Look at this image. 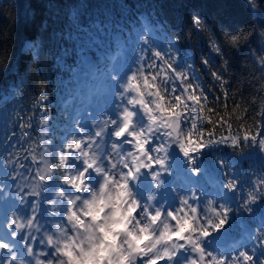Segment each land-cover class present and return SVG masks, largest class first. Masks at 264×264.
Wrapping results in <instances>:
<instances>
[{"label":"clouds","instance_id":"9594fccd","mask_svg":"<svg viewBox=\"0 0 264 264\" xmlns=\"http://www.w3.org/2000/svg\"><path fill=\"white\" fill-rule=\"evenodd\" d=\"M242 2L234 28L141 20L62 103L53 53L25 42L0 103V264H264V223L239 224L264 207V0Z\"/></svg>","mask_w":264,"mask_h":264},{"label":"trees","instance_id":"16d2710c","mask_svg":"<svg viewBox=\"0 0 264 264\" xmlns=\"http://www.w3.org/2000/svg\"><path fill=\"white\" fill-rule=\"evenodd\" d=\"M193 9L207 17L210 24L219 21L234 28L249 22L242 0H0V103L5 97L11 99L10 91L22 82L29 55L40 47L38 42L26 41L42 37L44 49L53 53L55 69L41 71L49 85L58 86L56 99L62 103L68 96L86 98L87 86L93 87L99 79L96 73L101 60L111 54L114 46L121 45L126 33L131 37L133 30L140 31L141 20L151 25L170 21L182 32ZM213 90L220 100L216 101L212 92L208 93L209 99L222 110L223 95ZM230 102L235 103L231 98ZM4 119L0 114V121ZM256 213L252 218L242 216L239 224L251 230L257 220L264 221V207ZM232 224L236 230L237 218Z\"/></svg>","mask_w":264,"mask_h":264},{"label":"snow or ice","instance_id":"6c2138e0","mask_svg":"<svg viewBox=\"0 0 264 264\" xmlns=\"http://www.w3.org/2000/svg\"><path fill=\"white\" fill-rule=\"evenodd\" d=\"M182 147V149L184 150V154L185 155H188L189 153H191V152H194L196 149H194L192 146H191V144H189L188 146H185V145H182L181 146ZM199 146L197 145V148H198ZM141 150H143L142 149V146H141ZM223 221H221V223H222ZM261 223H264V221H262ZM187 227H190V222L189 221H185V228H187ZM184 229H182V231H183Z\"/></svg>","mask_w":264,"mask_h":264},{"label":"rangeland","instance_id":"374dc122","mask_svg":"<svg viewBox=\"0 0 264 264\" xmlns=\"http://www.w3.org/2000/svg\"><path fill=\"white\" fill-rule=\"evenodd\" d=\"M137 34L139 33V31L138 32H136ZM1 171L3 172V170L1 169ZM197 183H199V182H197ZM246 230V229H245Z\"/></svg>","mask_w":264,"mask_h":264}]
</instances>
